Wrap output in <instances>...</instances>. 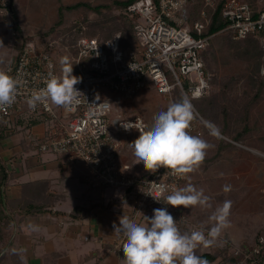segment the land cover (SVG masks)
Here are the masks:
<instances>
[{
    "label": "built area",
    "instance_id": "built-area-1",
    "mask_svg": "<svg viewBox=\"0 0 264 264\" xmlns=\"http://www.w3.org/2000/svg\"><path fill=\"white\" fill-rule=\"evenodd\" d=\"M190 2H132L123 10L135 21L131 45L122 48L121 32L109 39L80 37L70 59L73 78H64L58 71L49 50L52 46L44 44L42 48L35 39L21 44L13 60L0 68V127L10 130L12 118L18 121V114L27 106L32 121L45 124L41 136H28L29 141L37 139L40 152L52 153L65 164L83 162L89 168L85 182L92 188L125 190L127 217L113 240L115 253L121 252L145 218L159 226L195 231L183 203L188 174L180 162V145L204 126L221 133L193 103L212 90L214 74L206 66V54L214 35L205 36L204 32L218 2L204 0L193 23ZM258 2L260 8L247 0H223L222 16L234 39H257L263 51L264 76V0ZM167 72L175 82L169 81ZM149 80L172 103L174 89L179 86L189 107L185 120H179L173 111L171 119L152 122L140 114L124 115L121 105L111 119L114 103L120 104L122 96L131 98L146 88ZM98 85L119 96L105 95ZM123 135L134 138L124 143ZM227 260L228 264H264V234L255 239L251 249L233 250Z\"/></svg>",
    "mask_w": 264,
    "mask_h": 264
},
{
    "label": "rangeland",
    "instance_id": "rangeland-1",
    "mask_svg": "<svg viewBox=\"0 0 264 264\" xmlns=\"http://www.w3.org/2000/svg\"><path fill=\"white\" fill-rule=\"evenodd\" d=\"M113 1L13 0V6L9 7V0H0V68L13 60L21 44L35 39L42 48L44 44L52 46L49 50L53 52L58 71L64 78H73V66L70 60L72 52L67 41L76 36L78 29L82 32L87 30L93 36L103 39L107 33L114 30L116 23L122 25L124 22L122 19L113 20L109 16L111 12L107 9L96 12L80 7L63 10L62 22L58 23L60 7L77 2H87L96 6L110 4ZM220 1L216 0L218 3ZM247 1L255 3L256 8L261 7L258 0ZM189 5L190 23H193V17H198L204 0H191ZM119 13L120 11L113 10V14ZM121 31H124L122 27L114 31L113 36ZM194 34L197 35L196 32ZM232 34L233 32L226 30L213 36L206 54L208 68L214 74L212 90L208 96L219 94L217 101L220 99L223 101L221 105L219 102L211 106L207 104L209 116L205 119L215 124L221 135L211 132L204 126L201 132L193 133L181 155V163L188 174L183 203L191 206V211L187 213L191 222L196 223L197 226H194V234L183 226H170V228L180 227L181 231L173 229L169 232L174 233L175 245L182 244L179 252L189 255L186 264H200L197 256L191 255L194 246L187 243L190 235H195L194 243L201 244L202 252L207 250L219 256L216 264H228L230 262L227 260L228 256L233 250L240 248L244 251L249 247L251 249L255 239L260 234H264V76L260 75L263 51L261 46L251 39L252 37H249L250 40L247 38L249 44L247 41L234 39ZM167 76L171 83L176 81L169 72ZM97 87L105 95H112L115 98L119 96L110 89L101 88L100 85ZM181 94L179 86H176L173 92L175 100L172 103L159 94L149 80L147 87L131 98L126 99L122 96L120 104L114 103L110 118L117 115L115 108L121 105L122 113L127 116L140 114L152 122L169 120L173 116V111L177 113L180 109L178 104ZM202 101L194 99L193 103L199 108ZM23 109V112L18 114L20 117L18 121L17 118H12L11 135L0 141V156L12 171L13 180L11 179L9 184L10 197L20 194L23 182H29L33 178L29 171L31 168L44 165L42 156L47 158L45 164L50 163L48 167L55 170L51 173L54 181L48 180L45 193L46 195L48 192L63 194L64 198L69 196L61 206L66 211L70 207L81 205L88 207L92 204H99L96 208L101 209L114 200L110 199L111 197L118 199L122 194L124 195L123 188L107 186L92 188L85 183L84 177L89 173V168L83 162L74 165L71 175L70 164H65L64 161H62L63 165L52 164L57 158L52 156V153L39 152L37 139L29 141L28 136L35 132L37 134L38 129L33 127L29 108L23 106ZM41 126L44 127L40 131L42 134L45 124ZM35 136L33 135L32 138ZM235 136H239L238 139ZM132 138L123 135L124 143ZM221 145L226 147L222 148ZM41 174L40 172L37 176ZM65 214L67 215L66 212ZM147 223V220L140 222L142 226ZM167 228L160 225L158 233L162 235V239ZM26 229V226L21 227L15 243V246H21V261L24 264H45L44 259L39 256L34 257V248L30 247L32 236L37 233H32L30 230L27 232ZM78 230L80 232H77ZM88 230L87 226L76 227L72 229L71 233L74 234L72 237L77 242H84L83 236ZM144 237L146 238L145 235ZM128 242L122 246L123 262L127 260ZM3 244L4 241H1V245ZM69 245H72V242L67 246L70 247ZM154 247L152 241L149 247L148 245L128 247L133 250L128 257L140 262L150 255L155 263L161 260L164 264H175L163 254L161 250L163 247L158 248L156 245L153 250ZM8 255L2 264H13ZM75 255L76 253L72 256L76 257Z\"/></svg>",
    "mask_w": 264,
    "mask_h": 264
},
{
    "label": "crops",
    "instance_id": "crops-1",
    "mask_svg": "<svg viewBox=\"0 0 264 264\" xmlns=\"http://www.w3.org/2000/svg\"><path fill=\"white\" fill-rule=\"evenodd\" d=\"M33 122H36V124H33V127L38 129L37 137H39L42 135L40 131L41 129L43 130L44 127H42L41 124L35 120H33L32 123ZM35 152L37 153V151ZM52 156L55 155L52 154ZM55 157L57 158V160L52 162V164L56 163V165L58 166L63 165V159L58 156ZM42 158H44V165H41L34 169L31 168L29 170L30 175L33 177L30 181L47 179L53 182L54 178L51 173H53V171L55 170L48 167L50 163L45 164V161L47 160L46 156H42ZM69 166V171L71 175V173L73 172L74 164H70ZM40 172L42 174L40 176H37ZM11 179L9 180V184L13 180ZM9 184L7 188L8 195L10 192ZM20 194H15V197L13 198H18ZM68 197L69 196H66L64 200L57 201L56 205L53 208V212H47L44 215L37 217H27L22 224V226H26L27 232H29L28 230H30V232L32 233H37L36 235L32 236V243L30 244V247H32V249L34 248V257L36 258L37 256H39L41 259H44L45 264L51 261V264H148L151 262L155 263L154 259H152L150 255L149 257L146 256L144 260H140V262L132 260L130 257H128V255H130V251H133L128 249V247H137L140 245H148L149 247L151 241L153 242L155 247L156 245L158 246V248L163 247V249H161L163 251V254L166 257L170 258L171 262L175 264L187 263L189 255H183L182 251L179 252V249L182 248V244L180 243V245H175L174 233L169 232V230L173 229L181 231L179 229L180 227H168L166 229L165 236H163L164 239H162V235L158 233L160 226L151 222L149 218L143 219V221L147 220L148 223L145 226H141L140 229L137 232L133 233L132 236L127 240L129 241V246L126 249L127 260L123 262L121 258L122 250L120 253H115L112 248L113 240L117 236V230H119V228H121L125 224V218L127 217L126 211L128 209L127 197L123 194L118 199L111 197L110 199L114 200L110 202L109 205L103 206L101 209L94 208L92 210V215L82 220H75L70 218L69 213L75 207H70L68 211L61 208L62 204L66 202ZM185 207L188 213L192 209L190 208V205H185ZM56 211H60L62 213L54 214V212ZM65 212L67 213V215L65 214ZM191 224L197 226L196 223L191 222ZM83 226H87V228L89 229L87 231L88 233L85 231V234L83 236L84 242H77V240H74V238L72 237L74 236V234L71 233L72 229L76 227L82 228ZM65 227L67 228L66 231ZM187 231L189 232V230ZM77 232L80 231L78 230ZM144 235L146 236V238L144 237ZM190 236L188 238L187 243H189L191 246H194L193 251H191V255L198 257L199 255L204 253L201 251V244L194 243L196 241V239L193 238L195 235ZM146 239H149L150 241H147ZM70 242H72V245H69L70 247H68L67 245ZM155 247L153 250H155ZM197 249L199 250V252H197ZM205 252H207V250ZM74 253H76V257L72 256L74 255ZM39 263H41L40 259ZM216 263L217 262L215 261L212 264ZM155 264L164 263L163 261L159 260V262H156Z\"/></svg>",
    "mask_w": 264,
    "mask_h": 264
},
{
    "label": "trees",
    "instance_id": "trees-1",
    "mask_svg": "<svg viewBox=\"0 0 264 264\" xmlns=\"http://www.w3.org/2000/svg\"><path fill=\"white\" fill-rule=\"evenodd\" d=\"M9 1H10L9 7L13 6V0H9ZM134 1L136 0H114L110 4H100L96 6H92L90 3L87 2H77L71 5H63L59 9L60 16L58 23L62 22L63 10L65 9L73 10L80 7H86L96 12H102L103 9H107L108 11L111 12V15L109 16L112 17L113 20L122 19L124 23L122 25L116 23V25L114 26V30L107 33L103 39L111 38L114 34V31L119 30V28L122 27L124 31L123 32L121 31L122 33L121 45L122 48H128L131 45V37L134 34L135 21L134 19L129 18L127 15H125L123 13V10ZM248 2L252 5V7L256 8L255 3H252L251 1ZM222 5H223V0H221L218 3L217 8L214 11H211V15H212L211 23L204 32L205 36H211V35L215 36L227 30L229 26V22L226 19H224L222 16ZM113 10H118L120 11V13L118 15L113 14ZM256 12L257 11H255L254 16L257 15ZM193 18H194L193 20L196 19L195 17ZM76 33H77L76 36H73L72 38H70L69 41H67V45L69 46L70 51L73 52L74 54H76L75 46L80 37L82 36L95 37L87 30L85 32H82L81 29L80 30L78 29ZM248 39L246 38L243 40L249 43L250 39L249 40ZM251 39L255 42V44L256 43L257 45L259 44L253 37ZM206 66L208 68L207 61H206ZM218 97L219 94L218 95L213 94L208 97L206 96L200 98L203 101L200 103L199 108H197L198 111L204 117L209 116V112H208L209 108L206 106L207 104H210L211 106L215 102H219V104L221 105L223 100L220 99L219 101H217ZM206 100L207 102H205ZM178 105L180 108L177 111L178 119L184 121L187 116L189 107L187 106L185 102V98L183 96H179ZM33 124H36V122H33ZM10 135H11V130H7V128L2 125L0 127V141H2L3 139L7 138ZM235 137L236 139H238L239 136H235ZM185 145H180L182 151L185 148ZM221 147L225 148L226 145H221ZM181 161L182 160L180 159V162ZM11 172L12 171L7 165V163L0 156V252L6 247L9 240L12 239V243L9 249L0 258V264L3 263V260L7 256V254H9L8 256H10V258L12 259L13 264H24L20 259L21 246H15L16 239L19 236L23 222L27 217H37V216H42L47 212H53V208L56 205V202L60 200H64V197L62 196V194L58 195V194H54V192L52 193L48 192L46 195L45 191H46V187L48 186V180L39 179V180L24 182L21 185L22 190L20 196L18 198H10L7 193V188H8L9 180L12 177ZM185 194L186 193L184 192L183 194L184 197ZM98 206L99 204H92L88 207L76 206L69 213V216L71 219H75V220H82L88 218L92 215V210ZM59 213L62 212L60 211L54 212V214H59ZM1 241H4L3 245H1ZM197 258L199 259L200 264H212L219 258V256L214 255L212 252H204L201 255H199ZM231 260L232 262L237 261L236 258H231ZM148 264H155V263L151 262Z\"/></svg>",
    "mask_w": 264,
    "mask_h": 264
},
{
    "label": "water",
    "instance_id": "water-1",
    "mask_svg": "<svg viewBox=\"0 0 264 264\" xmlns=\"http://www.w3.org/2000/svg\"><path fill=\"white\" fill-rule=\"evenodd\" d=\"M12 240H10V242L7 244V246L5 247V249L0 253V258L2 257V255L8 250V247L10 246Z\"/></svg>",
    "mask_w": 264,
    "mask_h": 264
}]
</instances>
